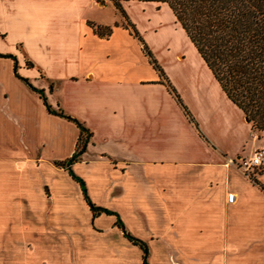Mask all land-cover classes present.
Segmentation results:
<instances>
[{
	"label": "crops",
	"instance_id": "1",
	"mask_svg": "<svg viewBox=\"0 0 264 264\" xmlns=\"http://www.w3.org/2000/svg\"><path fill=\"white\" fill-rule=\"evenodd\" d=\"M105 4L117 17L105 18ZM8 24L26 32L24 61L41 68L29 76L17 57V71L90 133L72 173L145 243L148 264H264V158L252 178L223 161L264 147V134L225 95L167 2L0 0V31ZM11 64L0 56V77ZM32 92L39 125L0 90V260L141 264L115 215L91 216L79 182L54 163L73 152L76 124Z\"/></svg>",
	"mask_w": 264,
	"mask_h": 264
},
{
	"label": "trees",
	"instance_id": "2",
	"mask_svg": "<svg viewBox=\"0 0 264 264\" xmlns=\"http://www.w3.org/2000/svg\"><path fill=\"white\" fill-rule=\"evenodd\" d=\"M162 1L167 2L175 19L218 81L225 95L250 122L251 129H258L264 134V0ZM114 4L119 7L116 1ZM93 30L98 35H106L110 31V26L94 25ZM144 51L152 65L160 71L149 51L147 49ZM8 55L0 53V56ZM27 63L30 64L28 61ZM21 79L31 90L37 92L48 112L66 116L78 128L73 152L64 159L54 160V163L67 169L69 174L79 182L91 216L99 212L115 215V224L122 229L123 234L131 242L141 248V264H148L145 243L124 229L114 211L92 203L82 179L71 171L70 164L79 157L88 140L90 134L88 129L76 118L65 115L61 109L52 108L46 102L41 88L32 85L26 77H21ZM175 96L177 97L176 94Z\"/></svg>",
	"mask_w": 264,
	"mask_h": 264
},
{
	"label": "rangeland",
	"instance_id": "3",
	"mask_svg": "<svg viewBox=\"0 0 264 264\" xmlns=\"http://www.w3.org/2000/svg\"><path fill=\"white\" fill-rule=\"evenodd\" d=\"M102 9L104 11L105 18L108 20L113 18V16L117 17V15H118L113 9L110 8V6L108 4H105L104 8H102ZM4 26L5 27L7 26L6 22H5ZM27 44L30 45V40H29V38H27L26 32H23L22 30L16 28L15 26L8 24L7 32H5L4 30L0 31V48L7 49L9 51V53H7V54H9L8 57H10L12 59V64H11V67L9 70L10 73L9 72L8 73L3 72V74L1 75L2 77H0V90H3L4 92L10 93L9 98L6 99L3 97L2 99L8 100V102L11 104V106L14 104H17V103L24 104L26 109L28 110V116L30 117V119H33V121H32L33 125H39V122H40L39 109L35 104H37L39 106L40 101H37L36 94L34 92H32L33 90L31 91L29 86L21 79V77H25V76L21 75L17 71L18 70V68H17V57H19V64L22 66L21 71H27L29 73V76L30 75L37 76L39 74V71L41 70L39 65L33 64L31 61H29V59H28V61L30 62V64L26 63L24 61L25 55H23V53H24L23 47L26 48ZM22 45H23V47H22ZM10 51L13 53H11ZM140 68L146 70L145 69L146 67L141 60H140ZM148 71H149V69H148ZM43 109H44V107H43ZM21 131L22 130H20L19 132H21ZM253 131L257 134V136H261L263 134L262 131H260L258 129H253ZM19 132H18V134H19ZM262 137L264 138V135ZM31 144H32L31 146H34L36 144L39 145V138L37 136H32ZM41 147H42L41 148L42 152H44V151L49 152L48 148H46L45 145H42ZM6 148H7V146L5 145V146H3V149H1V150L8 151ZM35 150L37 151V149H35ZM61 152L64 153V151H61ZM244 153H247V148L245 149ZM227 157H231V156L224 157L223 161ZM260 169H261V166L259 165L258 167H254L252 170H249L248 177H250V178L255 177L256 176L255 173L259 172ZM0 264H3L1 260H0Z\"/></svg>",
	"mask_w": 264,
	"mask_h": 264
},
{
	"label": "built area",
	"instance_id": "4",
	"mask_svg": "<svg viewBox=\"0 0 264 264\" xmlns=\"http://www.w3.org/2000/svg\"><path fill=\"white\" fill-rule=\"evenodd\" d=\"M264 158V148L261 146L255 147L248 156L243 157H227L225 163L232 164L236 168L240 169L245 175L248 176L249 170L254 167H258ZM226 201H232L234 193L232 191L226 192Z\"/></svg>",
	"mask_w": 264,
	"mask_h": 264
}]
</instances>
